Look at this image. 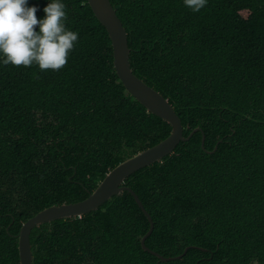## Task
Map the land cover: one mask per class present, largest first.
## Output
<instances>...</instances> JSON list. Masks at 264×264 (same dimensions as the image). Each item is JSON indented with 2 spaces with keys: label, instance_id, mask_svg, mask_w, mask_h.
I'll use <instances>...</instances> for the list:
<instances>
[{
  "label": "trees",
  "instance_id": "trees-1",
  "mask_svg": "<svg viewBox=\"0 0 264 264\" xmlns=\"http://www.w3.org/2000/svg\"><path fill=\"white\" fill-rule=\"evenodd\" d=\"M51 0H28L37 19ZM78 32L67 64L0 54V264H21L23 224L90 196L118 164L166 139L168 120L125 87L89 0H61ZM133 72L182 119L175 150L82 216L31 232L33 264H264V0H111ZM39 32V26L35 29ZM205 143L203 145V137ZM187 252L184 254L185 250Z\"/></svg>",
  "mask_w": 264,
  "mask_h": 264
},
{
  "label": "water",
  "instance_id": "water-1",
  "mask_svg": "<svg viewBox=\"0 0 264 264\" xmlns=\"http://www.w3.org/2000/svg\"><path fill=\"white\" fill-rule=\"evenodd\" d=\"M89 3L98 19L105 25L109 32L114 50V65L125 87L150 112L171 122L173 129L171 134L163 141L137 153L113 168L88 198L76 203L50 206L26 221L19 235L21 264H33L31 232L36 226L60 218L82 216L90 211L97 210L101 204L113 195L124 190H129L135 196L138 204L151 222L150 230L142 239L143 248L159 256L164 261L181 258V255L166 258L146 245V238L152 233L154 222L136 192L125 185V180L135 171L171 154L181 141L189 140L196 130L186 137L184 135L182 119L170 101L133 72L130 64L131 49L128 41V32L111 0H89ZM204 143L205 135L203 137V145ZM187 250H185L184 254Z\"/></svg>",
  "mask_w": 264,
  "mask_h": 264
},
{
  "label": "clouds",
  "instance_id": "clouds-1",
  "mask_svg": "<svg viewBox=\"0 0 264 264\" xmlns=\"http://www.w3.org/2000/svg\"><path fill=\"white\" fill-rule=\"evenodd\" d=\"M207 0H184L198 12ZM45 18L37 19V7L28 0H0V54L5 65L29 67L38 65L41 71L62 69L78 40V32L65 27V5L51 0L43 9ZM39 26V32L35 29Z\"/></svg>",
  "mask_w": 264,
  "mask_h": 264
}]
</instances>
